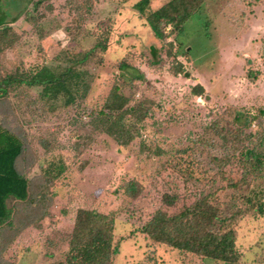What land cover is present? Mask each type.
<instances>
[{"label": "rangeland", "instance_id": "rangeland-1", "mask_svg": "<svg viewBox=\"0 0 264 264\" xmlns=\"http://www.w3.org/2000/svg\"><path fill=\"white\" fill-rule=\"evenodd\" d=\"M137 1L0 0V24L18 35L0 52L2 75L18 79L43 67L59 70L70 57L94 50L76 66L93 76L90 89L84 95L71 91V104L63 95L42 98L41 87L25 84L0 101L1 124L25 145L17 168L40 187L16 226L2 230L0 264H58L77 208L116 217L114 238L120 242L113 264H216L130 235L129 213L144 218L148 205H160L166 189L182 191V180L165 166L180 164L186 154L178 151L186 146L195 152V187L215 191L219 202L235 194L221 187L240 174L241 133L264 141V0H206L179 35L164 39L156 38L133 9ZM166 1L150 0L148 10ZM170 29L165 27V33ZM103 39L102 51L95 46ZM120 61L127 67L119 68ZM116 84L128 107L144 100L148 108L136 124L137 136L125 146L95 135L90 125L92 112L102 109ZM196 85L203 88L200 95L192 92ZM236 113L240 120L234 119ZM253 116L257 119L251 121ZM228 133L236 155L226 158V180L212 185L213 156L222 153ZM54 166L64 171L44 188L42 173ZM132 179L144 187L137 200L123 187ZM255 181L264 189V178ZM254 215L238 224L237 246L244 251L240 264H264V215Z\"/></svg>", "mask_w": 264, "mask_h": 264}, {"label": "trees", "instance_id": "trees-1", "mask_svg": "<svg viewBox=\"0 0 264 264\" xmlns=\"http://www.w3.org/2000/svg\"><path fill=\"white\" fill-rule=\"evenodd\" d=\"M205 2L206 0H168L154 10H148L150 0H138L133 9L144 16L156 38L164 39L173 34L179 35L186 22ZM167 26L171 29L165 33L164 29ZM17 39L18 35L11 27L0 24V52L12 47ZM105 43L104 39L100 40L95 47L103 51ZM169 46H172V43H169ZM93 56L94 50L82 52L70 57L68 65L59 70L43 67L29 76L18 79L2 75L0 70V101L7 100L15 87L25 84L41 87L42 98L57 99L59 95H63L65 103L69 105L74 101L72 92L77 94L81 90L84 95L90 89L93 76L87 77L85 71H79L76 66L87 62ZM126 65L124 61H120L118 67L124 69ZM179 67L180 72L182 67L181 65ZM192 92L200 95L203 88L196 85ZM128 103V98L121 93V85L116 84L105 98L102 109L92 112L90 125L94 134L102 133L120 146L128 145L138 134L136 124L144 120L148 110L144 100L130 107ZM239 117V113L234 114V119L240 120ZM256 119L257 117L253 116L250 120ZM229 134L223 136L224 142L220 144L222 153L213 156L214 165L211 168L215 173L212 185L218 182V178L226 180L222 168L230 154L236 155L237 149L234 145L228 144L229 141L225 138ZM241 135L242 144L245 146L237 150L240 157L238 160L241 165L240 174L234 181L229 180L221 187L225 190H234L235 194L227 202L217 201L215 191L204 193L201 187L198 185L195 187L196 179L193 172L195 152L186 146L178 151L182 155L186 154V158L180 164L173 161L169 166H165L171 170L174 178L182 180L184 186L182 191H178L179 187L170 191L166 189L161 194L160 205L155 208L148 205L144 218L140 219L134 213H129L133 219L130 235L140 234L149 244H162L169 249L200 259L210 258L216 264H240L244 251L237 246L238 224L241 218L249 213L256 214L254 216L264 215V189L255 181L264 178V141L253 140L251 134ZM201 143L206 145L205 141ZM24 150L22 139L0 122V234L2 230L13 229L16 226L22 216L21 210L34 202L35 188H40L38 185L35 187L32 179L17 168ZM63 171L64 167L60 166L46 168L41 176L44 188L53 184ZM123 187L125 193L134 200L141 197L144 192L143 185L135 179L125 182ZM192 191L193 200L190 203L185 202L191 197ZM40 193L43 194L44 191L41 190ZM115 222L116 217L112 214L77 208L68 235L67 250L58 264H113L120 242V239L114 238Z\"/></svg>", "mask_w": 264, "mask_h": 264}]
</instances>
